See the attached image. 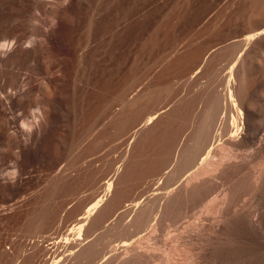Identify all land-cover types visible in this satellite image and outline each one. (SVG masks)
<instances>
[{"label":"bare ground","instance_id":"obj_1","mask_svg":"<svg viewBox=\"0 0 264 264\" xmlns=\"http://www.w3.org/2000/svg\"><path fill=\"white\" fill-rule=\"evenodd\" d=\"M122 2L0 0V163L8 157L13 167H0V211L25 199L21 193L24 176L36 159L46 156L49 140L64 142L73 112L92 108L93 95L107 84L108 75L112 86L118 84L124 55ZM170 2L165 0L168 12L173 7ZM249 4L247 17L241 18L244 27L232 28L220 47L209 43L213 46L202 61L188 69L180 82L182 95L178 96L174 84L169 102L140 121L136 120L135 99L128 101L127 115L119 107L112 111L113 137H123L130 156L125 160V153H120L113 159L98 184L101 192L70 224L76 239H83L85 221L98 213L115 179L133 170L143 136L140 131L151 135L160 125L161 113L166 117V132L163 129L160 138L166 136L162 141L166 152L162 158L154 157L155 171L163 165L155 181L156 192L146 205L143 196L133 200L132 206L139 208L133 220L136 234L118 240L114 246L119 244L122 251L116 254L114 249L113 257L109 249L102 254L93 249L92 257L96 252L101 255L90 262L102 264L110 255L114 264H264V0ZM171 31L174 36L175 28ZM181 41H170L167 66L171 75L177 72V61L182 59L178 57L186 53L185 46L178 51ZM191 62L192 56L182 66ZM208 63L217 64L209 68L211 72L207 70L209 84L203 82L204 106L193 113L188 109L185 85L195 86ZM179 108L190 123L186 127L183 120L184 130L176 141L184 117L177 114ZM120 144L115 143L114 149ZM10 172L18 173L14 185L6 175Z\"/></svg>","mask_w":264,"mask_h":264},{"label":"rangeland","instance_id":"obj_2","mask_svg":"<svg viewBox=\"0 0 264 264\" xmlns=\"http://www.w3.org/2000/svg\"><path fill=\"white\" fill-rule=\"evenodd\" d=\"M250 1L252 0H171L170 5L173 7H170L171 10L168 12V5L165 0H123L121 10L124 35L122 50L124 55L118 84L112 86L113 78L108 75L107 84L102 86L103 89H100L99 94L95 92L96 95H93L94 101H96H93L92 108L88 112H82V110L73 112L70 130L65 133L64 142L61 144L57 143V140H49L46 156L36 159L30 172L24 176V186L21 193L25 196V199L17 202L18 204L16 203L12 209L0 211V264H57L58 262L56 261L61 257L62 261H59L60 263L58 264H88L93 258L96 259L94 260L96 262L100 257L99 255L107 252L108 249L109 253H113L112 257L115 255L114 249H117L115 252L117 254L118 251L119 254L122 248H120L119 244L117 247L114 246L117 241L133 237V234H136V224L133 225V220L139 208L132 206L133 200L143 196L146 200L143 201V205L144 202L146 205L147 200L149 202L154 191L156 192L153 189L157 186L155 181L159 175L150 178L149 184L144 186L145 190L134 193L132 198H137L125 202V205L128 202L130 203L127 206L123 205V200H118L113 206H110L111 200L105 201L109 196H112L116 183L120 181L115 179L113 191L104 200L106 203H103L98 213L94 214L96 215V218H94L95 222L93 218L91 220L88 218L85 221H90L88 227L90 232L94 231L95 228H99V230L94 232L93 238L83 246L80 255H75L71 247L66 251H62L64 246L70 245L78 236L75 230H70V224L77 221V214H80V211L92 203L96 195L98 196L101 192L99 185L109 172L110 168L108 167L113 159L120 153H125V157H123L127 160L130 156L129 146L124 143L123 137L116 140L113 137L110 124L112 111L119 107L120 110L123 109V114L127 115V103L135 99V92L138 89L140 78L147 72L158 71L161 68H164L170 75V94L172 93L173 85L176 84V93L178 96L182 95L180 93V82L186 78L188 69L191 71L193 67L202 61L210 45L220 47L219 45L225 43L224 37L226 39L230 36L234 28H241L245 16L247 17L248 15L246 13L249 12ZM173 8H175L174 11H172ZM130 21L134 25H130ZM171 22L173 25L169 26ZM238 22L241 24L239 25ZM172 26L175 28L174 36L171 31L173 29ZM242 26L244 27V24ZM212 33L214 34L213 39H211ZM131 34L133 39L130 41ZM219 37H222L223 40ZM173 39L176 43L180 42L181 39L183 40V42L181 41L182 43L178 44V51L180 52L181 48L184 50L186 47V53L183 54V57H178V60L180 58L183 60L177 61V63L179 62L178 66L176 65L178 70L176 69L177 72L171 75L167 61L170 41ZM129 43H131L133 48L131 55L128 54ZM191 56V64L187 67L184 66V68L182 64L184 65L187 59L191 60ZM216 64L208 63L207 66L204 65L203 68L205 66L208 68H205L206 72L204 73V69L202 70L203 76L196 82L195 86L192 84L187 87L186 83L185 90L189 99L188 104L190 103L188 105L189 111L193 112L194 110L196 112L203 108L204 105L200 98L202 94L204 96L202 87H206L203 82L209 84L208 78L210 77L209 74H211L209 72L212 71L209 68H213ZM177 82H179V87ZM192 88L194 92H191ZM183 94L185 93L183 92ZM115 96L117 98L113 102ZM134 101L135 110L137 111L136 100ZM181 108H179L177 114L180 113L178 115L181 117L184 114V117L180 118L182 125H180V131H178L177 136L179 132H181L180 136L182 135L184 121L186 123L184 126L186 127L190 123ZM135 113L138 121L148 114L146 113L139 119L137 112ZM164 124L166 125V120ZM165 125L162 126L161 133L166 132ZM153 131L151 135L148 132V137L150 136L152 140L151 148H155L153 150L155 151L154 157L157 159L158 156H163L166 152V145L163 143L166 136L163 134V139H160L162 134L155 132L154 135ZM115 143H121L118 149H114ZM175 143L177 142L175 141ZM138 162L139 160H137L136 164ZM11 164L12 161L6 157L0 163V167L7 166L9 167L7 169L10 170ZM63 167L68 169L66 168L65 172L60 173L59 170L61 171ZM141 187L143 188V186ZM119 204L122 205L119 206ZM76 240L81 243L84 238ZM79 242L77 243L78 246H80ZM93 249L94 253L98 251L101 254L96 252L97 255L95 254L92 257ZM109 257H107L110 259L109 261L112 259L111 264L114 258ZM105 261L102 264H109L108 260ZM95 262L92 263L91 261L89 264H95Z\"/></svg>","mask_w":264,"mask_h":264},{"label":"crops","instance_id":"obj_3","mask_svg":"<svg viewBox=\"0 0 264 264\" xmlns=\"http://www.w3.org/2000/svg\"><path fill=\"white\" fill-rule=\"evenodd\" d=\"M177 86L179 87V82H177ZM169 94H170V75L168 74V72L165 71L164 68H161V70H158V71L147 72L144 76L140 78V82L138 83V89L135 92V100H136L138 118L141 119L146 113L162 108L169 100ZM162 114L163 116L159 115L160 118L158 117L159 118L158 124L160 125H158L159 126L158 128L156 125L157 129L155 130V132L157 133H161L162 126L166 120L165 114L161 113V115ZM160 119L161 121L159 122ZM142 131L144 130L140 131V135L142 136L143 134L142 138L145 141L142 138L139 139L140 143L138 144V148H137L139 162L138 164H135V168L133 169L135 172L132 170L133 172L131 171L127 173L125 176L123 175L122 179H120V181L116 183L114 193L112 194V196H109L105 200L107 202L111 200L110 206H113L118 200L120 201L123 200V205L127 206L125 205V202L137 198V197L132 198L134 193H138L141 190H145L144 186L146 184H149L150 178H154L155 175L156 176L161 175L162 173V169H161L162 166L159 168L158 171H155V169L152 168V167H155V165H153L154 164L153 163L154 151L151 148V138L148 137L149 135L148 132H145V131L142 132ZM180 134L181 132H179L176 141H179L181 137ZM147 139L149 140V142ZM169 148L171 149L170 145H169ZM170 151L172 152V149ZM170 151H167V152L170 153ZM169 153L168 155L173 156V153L172 154H169ZM168 155L166 157H168ZM170 158L168 160L169 162H170ZM141 186H143V188ZM105 201H104V204L106 203ZM121 205L122 204H119V206ZM92 218L93 219L96 218V215L91 216L89 220H91ZM89 220L84 223V227L82 231V236L84 240L80 243L78 240L75 239L71 242L70 245L64 246L62 248V251L63 250L66 251L68 248L71 247L75 255H80V253L82 252L81 250L83 249V246H85V244H87L93 238L94 232L99 230V228H95L94 231L90 232L88 230V227L90 225ZM94 222H95V219H94ZM78 242L80 243V246H78L77 244Z\"/></svg>","mask_w":264,"mask_h":264},{"label":"clouds","instance_id":"obj_4","mask_svg":"<svg viewBox=\"0 0 264 264\" xmlns=\"http://www.w3.org/2000/svg\"><path fill=\"white\" fill-rule=\"evenodd\" d=\"M6 175L8 177L9 182L14 185L16 183L18 173L10 172V173H7ZM0 179H3V177H0Z\"/></svg>","mask_w":264,"mask_h":264}]
</instances>
